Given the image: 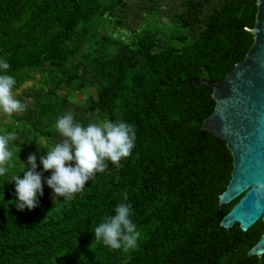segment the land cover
<instances>
[{"label": "trees", "instance_id": "obj_1", "mask_svg": "<svg viewBox=\"0 0 264 264\" xmlns=\"http://www.w3.org/2000/svg\"><path fill=\"white\" fill-rule=\"evenodd\" d=\"M256 14V0H0V59L13 91L31 83L17 97L27 110L0 118V135L19 137V158L0 175V264H264L248 255L264 222L246 232L220 226L238 201L219 205L233 159L202 130L215 102L200 82H221L244 60ZM154 16L170 34L145 26ZM69 110L85 125L123 120L137 139L119 167L109 161L72 200L54 203L40 157L62 139L55 122ZM32 153L43 195L20 211L12 176L23 178ZM121 202L132 205L138 247L90 248Z\"/></svg>", "mask_w": 264, "mask_h": 264}, {"label": "clouds", "instance_id": "obj_2", "mask_svg": "<svg viewBox=\"0 0 264 264\" xmlns=\"http://www.w3.org/2000/svg\"><path fill=\"white\" fill-rule=\"evenodd\" d=\"M10 67L7 60L0 59V110L9 116L27 110V105L14 95L16 79L8 74ZM55 129L62 139L47 148V153L40 157L43 170H51L46 183L53 191L54 203L60 197L72 200L97 173H103L108 168L109 161L119 167L121 160L131 155L137 139L135 128L130 123L102 120L85 125L75 118L71 110L58 117ZM18 139L16 132L0 135V175L9 171L8 165L14 158H19V152L14 150V142ZM36 160V154H30L27 164L24 163L26 167L23 178L19 174L12 176L18 198L15 203L20 211L36 208L39 204L38 195H43V173L37 171ZM257 191H264V184H258ZM127 199L125 192L124 200ZM132 214L130 203H118L114 214L106 216L94 228V240L90 248L96 243H102L112 250H135L141 232L131 219Z\"/></svg>", "mask_w": 264, "mask_h": 264}, {"label": "water", "instance_id": "obj_3", "mask_svg": "<svg viewBox=\"0 0 264 264\" xmlns=\"http://www.w3.org/2000/svg\"><path fill=\"white\" fill-rule=\"evenodd\" d=\"M257 1L255 26L248 29L254 42L244 60L221 82L201 79L213 89V113L202 130L226 143L233 159L231 178L219 196V205L235 200L220 226L230 230L239 224L246 232L259 220L264 222V0ZM248 255H264V231Z\"/></svg>", "mask_w": 264, "mask_h": 264}, {"label": "rangeland", "instance_id": "obj_4", "mask_svg": "<svg viewBox=\"0 0 264 264\" xmlns=\"http://www.w3.org/2000/svg\"><path fill=\"white\" fill-rule=\"evenodd\" d=\"M145 26L147 28L157 27V28L163 29L168 34H170V32H171L170 22L168 20H164V19L161 20L160 17H158V16H154L152 18H149V20L147 21V24ZM117 37L121 38L123 41H129L131 36L128 33L121 31L120 33H118ZM30 86H31V83H27L22 88L14 91L15 97L17 98L21 93H23V91L25 89H27ZM89 93H91L92 95H96V89L93 88V89L89 90ZM86 97H87V94H82V93L77 94L78 100H85ZM4 114L5 113H3L2 110H0V118Z\"/></svg>", "mask_w": 264, "mask_h": 264}]
</instances>
